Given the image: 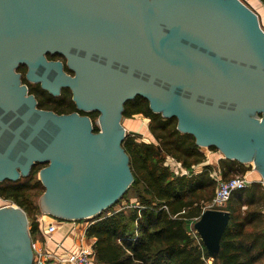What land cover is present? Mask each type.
Segmentation results:
<instances>
[{"label":"water","instance_id":"95a60500","mask_svg":"<svg viewBox=\"0 0 264 264\" xmlns=\"http://www.w3.org/2000/svg\"><path fill=\"white\" fill-rule=\"evenodd\" d=\"M21 65L53 95L69 87L78 109L99 111V131L89 115L40 108ZM136 96L264 181V28L247 2L0 0V182L49 162L44 214L89 219L124 196L134 175L123 113ZM230 217L208 208L194 223L212 259ZM32 240L25 210L0 207V264H34Z\"/></svg>","mask_w":264,"mask_h":264},{"label":"trees","instance_id":"16d2710c","mask_svg":"<svg viewBox=\"0 0 264 264\" xmlns=\"http://www.w3.org/2000/svg\"><path fill=\"white\" fill-rule=\"evenodd\" d=\"M20 70L25 71L26 67H20ZM30 93L42 95L38 103L40 108L56 109L58 113L77 110L72 92L67 88L58 97L39 85ZM64 103L68 108L63 106ZM87 114L93 120L99 116L98 111ZM123 114L125 118L139 114L147 117L157 143L139 142L137 134H127L123 147L130 157L134 181L116 204L87 219L90 225L86 236L96 238L93 246L95 263L208 264V261L214 264H264L262 181H252L247 187L236 190L227 201L224 209L231 217L222 236L218 258H210L194 229V223L216 194L218 181L212 173L221 172L222 178L227 180L234 172L244 175L251 166L223 157L217 164H205L202 171L196 173L195 166L204 163L207 156L192 134L178 130L176 117L167 118L152 111L149 101L142 96L128 100ZM210 149L218 151L215 146ZM169 157L181 162L190 174L175 173L167 163ZM44 191L39 167L17 181L0 182V197L16 202L28 217L31 216L33 240L41 234L39 215L42 213L34 197ZM124 198H136V202L108 213Z\"/></svg>","mask_w":264,"mask_h":264},{"label":"built area","instance_id":"2783aa9c","mask_svg":"<svg viewBox=\"0 0 264 264\" xmlns=\"http://www.w3.org/2000/svg\"><path fill=\"white\" fill-rule=\"evenodd\" d=\"M249 6L256 10V5L259 2L264 8V0H244ZM253 2H256L254 4ZM257 11V10H256ZM170 164V163H168ZM173 171L177 174L188 175L190 171L184 167L177 168L178 166L171 165ZM216 173V172H214ZM218 185L216 188V194L211 203L205 206L208 208H218L224 209L227 201L230 199L231 195L239 189L245 188L253 180H250L247 175L235 176L230 179H223L220 176H214ZM84 219L78 220H66L61 219L49 214H43L39 218L41 225V234L46 239V245L54 244L53 249L47 247H42L39 244V240H32V246L34 250L35 263L36 264H46L47 262H53L54 264H96L95 263V250L94 245H89L84 242L86 231L83 235L79 236V242L76 244V249L72 247H65L63 242L57 241L55 235L62 229L65 225L71 224L75 232H78L81 222ZM90 225V224H89ZM87 226V228L89 227ZM58 250V251H57ZM60 252V253H59Z\"/></svg>","mask_w":264,"mask_h":264},{"label":"rangeland","instance_id":"374dc122","mask_svg":"<svg viewBox=\"0 0 264 264\" xmlns=\"http://www.w3.org/2000/svg\"><path fill=\"white\" fill-rule=\"evenodd\" d=\"M253 3L256 4V2H253ZM256 6H257L256 7L257 13H259V16H260V19H261V22H262V25H263V28H264V8H263L262 5H260L259 2L257 3ZM149 123H150V120L147 117H145V116H143L141 114L134 115V116H132L130 118L129 117L125 118V120H124V125L127 128V134H129L131 130L138 131V132H140V134H137V140L139 142L146 141V142L157 143L156 139L153 137V135L150 132ZM203 151H204L205 155L208 157V160L210 162H212L213 164H217L219 162V160L224 157V155L219 150L218 151H214V150H211L210 147H203ZM167 161L173 166L177 165L178 169L183 167L182 163L179 162V161H176L175 158H173V157L167 158ZM246 164H249V166H251L250 167L251 169L249 171L253 172L252 175L248 176V178L250 180H255V179L256 180L257 179L262 180V176H261L260 172L256 168H253L254 164L253 163H246ZM212 175L213 176H220V175H218L217 172L216 173L213 172ZM235 176H242L241 172H234L230 178L235 177ZM230 178H228V179H230ZM41 195L34 197V202H36V204L37 203L39 204V199H40ZM10 202H13V201L9 200V199L7 200V199H4V198L0 197V207L4 206V205H6V204H8ZM131 202H136V198H131V199L124 198L117 204L116 207L110 208V211L108 213L113 212V209L114 210L119 209L121 206H129L131 204ZM13 203L18 205L16 202H13ZM43 214L44 213L42 212L39 215V217H41ZM31 220H32L31 216H29V226H30ZM30 229H31V226H30ZM195 232H196V230H195ZM34 239L35 240L36 239L39 240L40 246H42L43 243L45 242V238H44V236L42 234L37 235ZM199 239H200V236H199ZM35 257H36V255L34 254V264H36L35 263ZM207 263L208 264H214L213 262L209 263L208 261H207Z\"/></svg>","mask_w":264,"mask_h":264},{"label":"crops","instance_id":"0c3cea01","mask_svg":"<svg viewBox=\"0 0 264 264\" xmlns=\"http://www.w3.org/2000/svg\"><path fill=\"white\" fill-rule=\"evenodd\" d=\"M205 149V148H204ZM208 149V148H207ZM201 150L203 151V147L201 148ZM204 152V151H203ZM231 160V159H230ZM212 161V160H211ZM167 163H169L167 161ZM212 162H210L208 160V157H207V160L202 163V164H199L197 166H195V169H194V172L198 173V172H201L202 169L204 168L203 166L205 164H211ZM213 164V163H212ZM218 175H220L221 177H223V174L221 172H217ZM252 171H247L244 175L247 174V176L249 175H252ZM253 181H262V180H259V179H255ZM263 182V181H262ZM264 184V182H263ZM90 224V221H88L87 219H84L81 224H80V227L78 228V232H75L74 229H73V226L69 223L67 225H65L62 229H59V231L57 232V234L55 235V239L57 241H62L63 242V245L65 247H72L73 249H76V244L80 241L79 240V236L83 235L84 232L87 230V226ZM63 232V233H62ZM96 241V238L94 237H87L85 236V240L84 242L86 244H89V245H94ZM42 247H47L49 249H53L54 248V244H49V245H46V239H45V242L43 243ZM58 251V250H57ZM60 253V252H59Z\"/></svg>","mask_w":264,"mask_h":264},{"label":"flooded vegetation","instance_id":"af4514ba","mask_svg":"<svg viewBox=\"0 0 264 264\" xmlns=\"http://www.w3.org/2000/svg\"><path fill=\"white\" fill-rule=\"evenodd\" d=\"M47 57H48L49 60L61 61L62 64H63L64 70H65L67 73L74 75V72L69 68L68 63H67V60H66V58H65L63 55H60V54H54V55H53V54H48ZM23 66L26 67V70H25V71H22V70H20V68H19V71L22 73V79H23V82H24L25 84H27V86L29 87V91H31V89H33L34 87H36V86H38V85L41 87V89H44V88L41 86V83H40V82L30 81V80L27 78V66H26V65H21L20 67L23 68ZM25 80H27V82H25ZM64 88H67V89H69V90L72 92V90H71L69 87H61V89H60V94H59V95H53V94L50 93L48 90H46V89H44V90H46L48 93L52 94L53 96L58 97V96H61V95H62V92H63V89H64ZM32 94L35 95V97L37 98L38 103H39V100L42 99V98H41L42 95H37V94H35V93H32ZM72 94H73V93H72ZM72 100H73V95H72ZM73 102L75 103L74 100H73ZM66 104H67V103H64L63 106H65L66 108H68V106H67ZM75 106H76L77 110H75V111H71V112H79V113H81V114H83L82 112H86V115H88L87 113L93 112V111H83V110L78 109L76 103H75ZM43 109H45V108H43ZM48 110H53V111L57 112L56 109H48ZM67 110H68V109H67ZM94 111H97V110H94ZM71 112H68V113H71ZM98 112H99V111H98ZM57 113H58V112H57ZM65 113H66V112H65ZM99 114H100V113H99ZM89 116H90V115H89ZM90 117H91V116H90ZM97 118H98V117H97ZM97 118H96L95 120L92 119L93 122H94V125H96V126L98 127V130H95V131H99V129H100L99 126L95 123V121L97 120ZM94 128H95V126H94ZM48 165H49V162H47V163H42V164H36V165L33 166L32 170H33L35 167H39V172H40L41 169L47 167ZM31 172H32V171H31Z\"/></svg>","mask_w":264,"mask_h":264}]
</instances>
